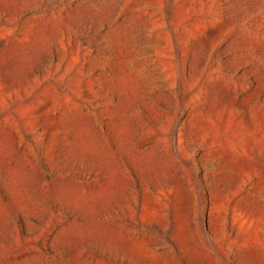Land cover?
<instances>
[{
	"label": "rangeland",
	"instance_id": "374dc122",
	"mask_svg": "<svg viewBox=\"0 0 264 264\" xmlns=\"http://www.w3.org/2000/svg\"><path fill=\"white\" fill-rule=\"evenodd\" d=\"M0 264H264V0H0Z\"/></svg>",
	"mask_w": 264,
	"mask_h": 264
}]
</instances>
